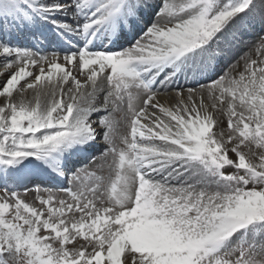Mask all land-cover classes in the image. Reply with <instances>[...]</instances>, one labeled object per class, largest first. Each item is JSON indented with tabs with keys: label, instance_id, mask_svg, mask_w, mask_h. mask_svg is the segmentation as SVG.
Listing matches in <instances>:
<instances>
[{
	"label": "snow or ice",
	"instance_id": "6c2138e0",
	"mask_svg": "<svg viewBox=\"0 0 264 264\" xmlns=\"http://www.w3.org/2000/svg\"><path fill=\"white\" fill-rule=\"evenodd\" d=\"M252 20L264 0H0V264H264V58L233 75L214 48ZM44 178L68 198L16 190Z\"/></svg>",
	"mask_w": 264,
	"mask_h": 264
},
{
	"label": "bare ground",
	"instance_id": "6f19581e",
	"mask_svg": "<svg viewBox=\"0 0 264 264\" xmlns=\"http://www.w3.org/2000/svg\"><path fill=\"white\" fill-rule=\"evenodd\" d=\"M161 1H162V0H161ZM151 2L154 3L152 0H151ZM154 4H156V3H154ZM157 5H159V3H158ZM160 5H161V4H160ZM149 14L151 15V18H152L153 20H157V19H159L160 22H165L164 18H162V17H159V18H158L157 16H155L153 9H149ZM240 26H241V24L238 22L236 25H233L232 27H230V28H229L227 31H225V32L228 33L229 31H232V30H234V29H238ZM225 32H224V33H225ZM21 38H22V37H21ZM21 38H19V40H16L18 44H20L19 41L21 40ZM14 40H15V39H14ZM218 44L224 46V42H223L222 40H220ZM20 45L23 46L22 44H20ZM257 45H259V44L253 43V44L250 45L249 47H246V48L244 49L245 52H244V54L242 55V57H244V59H242V57H241L239 60L234 61V63H233L232 65H230L229 67H228V65H229L230 63H226V67L223 68L224 71H230L233 75H237L238 73L242 72V71L244 70V66H245V59H248L249 57H250L251 59H253V58H254L253 55H255V54L258 53V52H261V50L259 49V47H255V46H257ZM216 46H217V45H215L214 48H216ZM123 47L126 48V45H123ZM114 50H120V45H116V48H115ZM44 51H45V53H50L51 50H50V49H45ZM6 59H9V58H5V57H3V56H0V86H3V85L6 83V81L10 78V74H11L13 71L16 70L15 68H13V69H8L7 71L3 70V65L6 63ZM10 59H14V58H10ZM225 61H226V59H225V55H224L223 58L221 59V65H222V63H225ZM61 62H63V61H61ZM47 67H48V66L45 65V69H46V70H47ZM69 67H70V66H69ZM31 70L36 71L35 69H31ZM219 74H220V75H223L224 72H220ZM73 75L76 76L77 79H80L82 83L84 82L85 77H84L82 74H80V73H78V72H76V71H73ZM29 79H30V78H29ZM21 83L23 84V82H21ZM193 83H194L193 81H191V80H189V81H185L183 78H181V79L178 81V85H179L180 88H183V87H185L186 85H187V86H192ZM63 87H64V89H65V93H66V92H67V89H68L69 87H73V84H72L71 81H69V83L66 84V85H63ZM107 88H108V85L105 83V84H104V89H105V90H104V91H101V92L98 93V96H97V105H99L100 103L103 102L104 97H105L106 92H107ZM173 89H175V88H173ZM33 96H34L33 91H32V90H29L28 92H26V93L24 94V99L31 101V100H33ZM57 97H59V92H57ZM14 98H15V99H19V97H14ZM64 98L67 99V95H65ZM160 99H161V103L165 104L166 106L171 107V106H173V105L175 104V92L173 91V92H171L170 94H168V95H166V96H162V97H160ZM4 103H5V98L0 97V106H2ZM117 114L120 115L119 113H117ZM117 114H116V115H117ZM157 114L159 115V113H157ZM216 116H217V118H218L220 121H222L221 127L224 128V129H227V116H226V114H224V113L218 111V112L216 113ZM94 117H96V116H94ZM225 117H226V118H225ZM121 127H124V129H123V131H121L120 133H126V127H127V126H126V125H122ZM98 130H99V129H98ZM214 130H215V129H214ZM118 141H119V140H118ZM157 179H160V177H157ZM173 183H175V182L173 181ZM65 198H66V199L68 198V197H67V194L65 195ZM31 203H33L35 206H37V205L39 204V201H38V199L32 197V199H31ZM39 206H40V205H39ZM97 206H98V205H97ZM109 206H110V205H109Z\"/></svg>",
	"mask_w": 264,
	"mask_h": 264
},
{
	"label": "rangeland",
	"instance_id": "374dc122",
	"mask_svg": "<svg viewBox=\"0 0 264 264\" xmlns=\"http://www.w3.org/2000/svg\"><path fill=\"white\" fill-rule=\"evenodd\" d=\"M253 22L257 23V20H252L250 23H246V24H242V29L237 31V32H233L230 36H232V39L230 40V43L227 44V46L229 47L228 49L222 48V50H227L228 51H237L238 50V45H240L242 48L244 46H250L253 43L259 44L260 45V41L262 38H264V30L262 29L261 32L259 31L258 35H256V31L253 27V25H257V24H253ZM259 45L255 46L258 47ZM254 58L253 59H262L264 58V51L258 52L255 55H253ZM94 118V117H93ZM119 118V117H117ZM226 118V117H225ZM124 127H121L119 131H123ZM127 129V127H126ZM117 146H120L117 143ZM122 147V146H120ZM231 147V146H230ZM243 151H245L246 153H248L249 155H251V152H258L259 150L256 149L254 146H251V149L245 148L242 149ZM229 158L232 160H237V156L235 155V153L229 151L228 153ZM225 171L228 173H232L235 171V169H233L232 167L226 166ZM107 175H110V172H107ZM113 178H114V173H112ZM249 187H251V185H249ZM40 195V193H39ZM32 195L31 196H27L24 197L26 202L31 203V199H32ZM37 207H39V204L37 205ZM86 242L78 239L77 242L74 245H69V247H79L81 244H84ZM91 250V249H89Z\"/></svg>",
	"mask_w": 264,
	"mask_h": 264
}]
</instances>
